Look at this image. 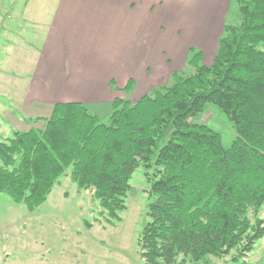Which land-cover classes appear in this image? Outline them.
Masks as SVG:
<instances>
[{"label":"trees","instance_id":"trees-1","mask_svg":"<svg viewBox=\"0 0 264 264\" xmlns=\"http://www.w3.org/2000/svg\"><path fill=\"white\" fill-rule=\"evenodd\" d=\"M237 3L240 23L224 25L211 65L191 48L193 75L175 73L135 103L116 99L107 124L85 104L59 103L42 129L0 141V192L35 208L71 169L114 226L136 170L154 168L145 264L246 259L264 239V0ZM208 104L231 121L230 147L200 121Z\"/></svg>","mask_w":264,"mask_h":264},{"label":"crops","instance_id":"crops-1","mask_svg":"<svg viewBox=\"0 0 264 264\" xmlns=\"http://www.w3.org/2000/svg\"><path fill=\"white\" fill-rule=\"evenodd\" d=\"M169 1L0 0V88L36 112L59 103L110 110L166 86L191 48L211 65L233 0H177L183 11ZM192 10L198 21L187 20ZM21 67L27 74L15 77Z\"/></svg>","mask_w":264,"mask_h":264},{"label":"rangeland","instance_id":"rangeland-1","mask_svg":"<svg viewBox=\"0 0 264 264\" xmlns=\"http://www.w3.org/2000/svg\"><path fill=\"white\" fill-rule=\"evenodd\" d=\"M179 5L177 0L168 2L175 11L182 9ZM176 17L179 19L178 14ZM192 19L199 20L195 10L187 16V20ZM227 22L230 25L240 23L237 0L231 4ZM27 26L25 35L31 32L27 31ZM20 59L24 60L17 58ZM17 65L19 67V63ZM27 72L21 67L13 73L15 77L23 78ZM194 72L195 69L186 63L179 74L187 77ZM170 83L171 80L167 85ZM0 89V141L11 139L15 132L43 128L44 120L50 117L52 109L29 110L24 106V97L18 99L14 107L11 98L5 95L4 89ZM16 92L23 96V91ZM91 110L98 114L102 123H108L111 109L91 107ZM200 121L220 134L225 147H230L235 141L236 133L231 121L216 105L208 104ZM70 173L71 169H68L47 200L35 208L16 203L8 194L0 192V264H145L140 238L150 220L148 209L153 199L149 198V191L154 168L141 166L136 170L130 181L126 210L121 214V221L114 226L106 222L92 192L79 190ZM260 217L264 220V206ZM214 263L264 264V239L257 242L254 251L244 260L233 262L226 258Z\"/></svg>","mask_w":264,"mask_h":264}]
</instances>
